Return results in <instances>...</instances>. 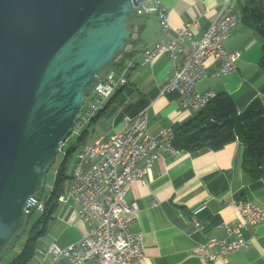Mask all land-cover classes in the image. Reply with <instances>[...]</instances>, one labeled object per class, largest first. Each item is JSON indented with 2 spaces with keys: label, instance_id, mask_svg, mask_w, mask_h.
<instances>
[{
  "label": "crops",
  "instance_id": "0c3cea01",
  "mask_svg": "<svg viewBox=\"0 0 264 264\" xmlns=\"http://www.w3.org/2000/svg\"><path fill=\"white\" fill-rule=\"evenodd\" d=\"M162 3L173 27L198 22L191 27L196 40L224 8V0H162ZM138 16L133 24L143 26L139 52L126 69L116 70L127 77L128 84L111 97L108 108L94 119L84 140H77L80 146L77 153L89 140L109 138L124 131L131 125L126 126V119L141 111L148 115L151 134L166 127L179 132L198 114L180 105L178 93H161L164 83L175 72L174 67L190 58L193 47L186 43L177 61L161 55L153 63H145L146 49L175 35L163 30L157 14ZM263 42L258 33L240 24L224 41L228 53H240L236 71L217 79H203L199 91L230 94L240 112L254 101L264 104V70L260 66ZM206 65L209 70H217L221 62L209 58ZM244 151L243 143L236 139L220 149L164 153L145 175L146 183L137 179L128 184L126 201L138 210L132 230L142 233L146 248L145 256L135 264H264V225L261 224L242 230L241 237L250 240V244L231 253L228 263L210 262L191 254L200 242L227 236L219 227L221 223L234 226L242 221L232 205L234 200L264 206V175L256 180L245 172ZM137 165L143 169L146 161L141 160ZM79 210L68 198L67 189L57 201L46 232L36 242L34 255L27 264H71L68 259L56 261L50 249L53 245L66 249L88 233L89 225ZM195 217L205 225L203 232L195 233L192 225Z\"/></svg>",
  "mask_w": 264,
  "mask_h": 264
},
{
  "label": "water",
  "instance_id": "95a60500",
  "mask_svg": "<svg viewBox=\"0 0 264 264\" xmlns=\"http://www.w3.org/2000/svg\"><path fill=\"white\" fill-rule=\"evenodd\" d=\"M138 0H0V259L105 68L130 42Z\"/></svg>",
  "mask_w": 264,
  "mask_h": 264
},
{
  "label": "built area",
  "instance_id": "2783aa9c",
  "mask_svg": "<svg viewBox=\"0 0 264 264\" xmlns=\"http://www.w3.org/2000/svg\"><path fill=\"white\" fill-rule=\"evenodd\" d=\"M138 1L139 15L157 14L163 30L172 31L175 35L169 41L162 39L154 47L146 49L145 63H153L161 55L177 61L186 43L193 47L190 58L183 65L174 67L175 72L164 83L161 93L176 92L183 108L197 112L204 110L216 95L213 91L200 92L199 83L208 77L217 79L227 76L237 69L240 53H228L224 41L240 25L239 0H224L223 10L198 40L191 30L192 26L198 25L197 21L184 27H173L162 0ZM209 58L221 62L217 70H209L206 65ZM127 84V77L115 69L101 74L88 93L72 136L80 138L91 132L94 119L106 111L111 97ZM126 121V126L131 125L124 131L109 138L101 136L94 141L89 140L77 153L68 198L80 207L79 213L89 225V231L66 249L53 245L50 250L56 261L68 259L71 264H135L145 256L143 235L132 230L138 210L126 201L127 186L137 179L146 183L145 175L164 153L179 152L174 146L178 132L173 127H166L156 134L149 133L146 111ZM65 145L59 153H65ZM141 160L146 161L143 169L137 165ZM232 205L240 213L242 221L234 226L221 223L219 227L225 230L227 236L200 242L192 255L210 262L228 263L231 253L249 246L250 240L241 237L242 230L248 226L264 225V206L248 200H234ZM39 209H43V204L39 205ZM192 225L195 233L205 230V225L196 217L192 219Z\"/></svg>",
  "mask_w": 264,
  "mask_h": 264
},
{
  "label": "trees",
  "instance_id": "16d2710c",
  "mask_svg": "<svg viewBox=\"0 0 264 264\" xmlns=\"http://www.w3.org/2000/svg\"><path fill=\"white\" fill-rule=\"evenodd\" d=\"M237 10L240 15V24L258 33L264 41V0H239ZM138 18H140L138 10L134 9V16L129 21V26L132 29L130 42L125 51L120 53L116 61L110 67L105 68L102 74L111 69L123 71L129 61L138 54V47L142 43L141 31L143 29V26L137 27L133 24ZM262 53L260 66L264 70V42ZM84 138L85 134L76 139L82 142ZM236 139L244 145L243 167L245 172L252 179H260L264 175V104L254 101L243 112H240L233 97L224 92L216 95L204 110L198 112L197 116L178 132L174 146L179 151H195L203 148L220 149ZM65 144V153H59L64 158L55 174L52 189L46 194V186L43 191L37 194L39 203L27 211L25 227L12 237L6 247L7 249L13 239L20 235V237H16L13 246L15 249L21 239L26 237L25 244L9 264H27L32 259L36 242L45 234L57 201L68 189L71 179L68 167L72 157H75L76 162V153L80 146L78 144L76 147H68L67 142ZM57 161L58 157L48 173L47 185L49 175ZM40 204H43L42 210L39 209ZM4 253L0 264L3 261Z\"/></svg>",
  "mask_w": 264,
  "mask_h": 264
},
{
  "label": "rangeland",
  "instance_id": "374dc122",
  "mask_svg": "<svg viewBox=\"0 0 264 264\" xmlns=\"http://www.w3.org/2000/svg\"><path fill=\"white\" fill-rule=\"evenodd\" d=\"M78 145V141L76 139V137L74 136H71L68 141H67V146L68 147H76ZM73 156H75V154H73ZM64 158V156L62 154H59L58 155V161L55 165V167L52 169L51 171V174L49 175V179H48V185H47V188H46V194L49 193V191L52 189L53 185H54V180H55V174L57 172V169L60 165V162L62 161V159ZM73 159L71 160L70 164H69V167H68V174L72 177V174L74 172V165H75V160L74 158L75 157H72ZM25 225V224H24ZM25 226H23L24 228ZM22 228V229H23ZM21 235H22V232L20 231ZM16 237H20L19 236H16ZM16 237L15 239H13V241L11 242V244L9 245V247L6 249V252L4 253V258H3V261L1 262V264H9V262L12 260V258L17 254L19 253V251L21 250V248L23 247V245L25 244L26 242V237L24 236L21 241L19 242V244H17L16 248L13 249V246H14V243L16 241Z\"/></svg>",
  "mask_w": 264,
  "mask_h": 264
}]
</instances>
